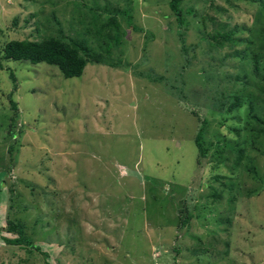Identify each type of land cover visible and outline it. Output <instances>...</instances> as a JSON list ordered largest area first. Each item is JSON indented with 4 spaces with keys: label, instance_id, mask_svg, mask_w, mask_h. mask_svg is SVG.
Instances as JSON below:
<instances>
[{
    "label": "rangeland",
    "instance_id": "obj_1",
    "mask_svg": "<svg viewBox=\"0 0 264 264\" xmlns=\"http://www.w3.org/2000/svg\"><path fill=\"white\" fill-rule=\"evenodd\" d=\"M172 1L0 0V48H93L113 13L121 42L78 78L0 58V237L20 221L40 248L0 238V264H264L263 0ZM253 20L260 48L211 44Z\"/></svg>",
    "mask_w": 264,
    "mask_h": 264
},
{
    "label": "trees",
    "instance_id": "obj_2",
    "mask_svg": "<svg viewBox=\"0 0 264 264\" xmlns=\"http://www.w3.org/2000/svg\"><path fill=\"white\" fill-rule=\"evenodd\" d=\"M259 1V0H256ZM259 6L262 7L261 10H264V0L259 2ZM171 11L177 15V17H181V12L178 9V2L173 0L170 2ZM221 8H218L220 10ZM124 17L128 18V21H131V14L129 11H123ZM253 24L250 28L243 27L241 30H237L236 28L232 31L228 29V25L223 23L216 33L209 35V40L211 44L215 47H223L226 45L225 42H230V44L242 43L245 48L249 46H259L260 43L257 42L254 37L257 36V31L254 29L257 26V22L253 20ZM240 33L249 32L248 36H240ZM120 29L117 17L110 14V17L107 18L106 22L103 23L92 35L96 40L95 47H91L85 41H74V40H65L60 37H49L42 41H10L6 43L2 48H0V58L7 61H15V62H27L30 64H40L44 63L46 65H51L57 67L61 75L65 79L70 78H78L83 75V71L88 64H96V65H106L108 61L111 59L112 50H115L120 47ZM224 35V36H223ZM227 35V36H226ZM255 51V49H250V52ZM1 67V66H0ZM252 69L255 72L260 71L259 61L253 56L252 58ZM242 99L237 98V104L232 107V110L241 111L242 108L246 107L244 104L242 105ZM12 103V102H11ZM245 103V102H244ZM253 104V103H251ZM248 105L249 113L251 116L250 120H254L256 122H260L258 124L259 128L255 129L259 136H263L264 129L261 128L264 125V121H261L257 116L253 115L258 108H254L253 106ZM12 107L15 109V104L12 103ZM247 125H251V122H246ZM246 125V127H247ZM207 121H202V126L198 130L194 144L197 147L198 155L201 158L206 157L207 149L205 147L204 133H206ZM215 199H218L219 196L217 194L213 195ZM213 198V197H212ZM190 221V217H186L184 219H179L178 226H183ZM26 226L24 223L20 221H6V232L11 234L10 237L2 236V240L5 244L11 246H21L35 249L36 251H40V248L32 242L30 237L25 234ZM55 249V248H54ZM179 253V252H178ZM47 264V262H46Z\"/></svg>",
    "mask_w": 264,
    "mask_h": 264
},
{
    "label": "water",
    "instance_id": "obj_3",
    "mask_svg": "<svg viewBox=\"0 0 264 264\" xmlns=\"http://www.w3.org/2000/svg\"><path fill=\"white\" fill-rule=\"evenodd\" d=\"M128 175H129V176H135L136 178H140L139 174H137V173L134 172V171H129V172H128Z\"/></svg>",
    "mask_w": 264,
    "mask_h": 264
}]
</instances>
